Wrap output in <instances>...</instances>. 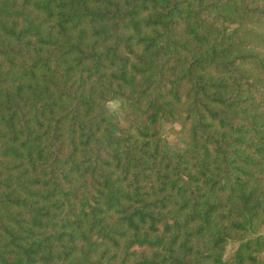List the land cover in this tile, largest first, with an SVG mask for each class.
I'll return each instance as SVG.
<instances>
[{
  "label": "trees",
  "instance_id": "1",
  "mask_svg": "<svg viewBox=\"0 0 264 264\" xmlns=\"http://www.w3.org/2000/svg\"><path fill=\"white\" fill-rule=\"evenodd\" d=\"M262 226L264 0H0V264H264Z\"/></svg>",
  "mask_w": 264,
  "mask_h": 264
},
{
  "label": "rangeland",
  "instance_id": "2",
  "mask_svg": "<svg viewBox=\"0 0 264 264\" xmlns=\"http://www.w3.org/2000/svg\"><path fill=\"white\" fill-rule=\"evenodd\" d=\"M118 106L119 103L118 101H111L109 103H107L106 107L108 109V111L113 114L117 119H120L121 115L119 113L118 110ZM175 128L177 129L178 126L177 125H173V126H169L166 124H163L161 127V139L163 144L165 145V147H169L171 150H173V152H177V150H180L182 147L180 144H178L176 142V138L174 136V134L171 132V128ZM257 234H260L263 238H264V226H262ZM236 243H230L227 247H226V251L225 254H228L230 251H232L235 247H236ZM264 257V252L262 253V255Z\"/></svg>",
  "mask_w": 264,
  "mask_h": 264
}]
</instances>
